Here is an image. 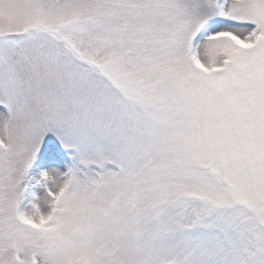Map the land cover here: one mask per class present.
<instances>
[{
  "label": "snow or ice",
  "instance_id": "1",
  "mask_svg": "<svg viewBox=\"0 0 264 264\" xmlns=\"http://www.w3.org/2000/svg\"><path fill=\"white\" fill-rule=\"evenodd\" d=\"M0 264H264V0H0Z\"/></svg>",
  "mask_w": 264,
  "mask_h": 264
}]
</instances>
